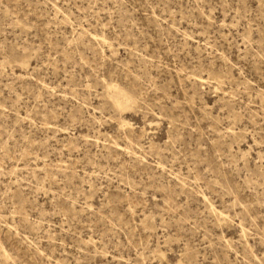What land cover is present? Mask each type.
I'll use <instances>...</instances> for the list:
<instances>
[{
	"label": "rangeland",
	"instance_id": "rangeland-1",
	"mask_svg": "<svg viewBox=\"0 0 264 264\" xmlns=\"http://www.w3.org/2000/svg\"><path fill=\"white\" fill-rule=\"evenodd\" d=\"M0 264H264V0H0Z\"/></svg>",
	"mask_w": 264,
	"mask_h": 264
},
{
	"label": "bare ground",
	"instance_id": "bare-ground-1",
	"mask_svg": "<svg viewBox=\"0 0 264 264\" xmlns=\"http://www.w3.org/2000/svg\"><path fill=\"white\" fill-rule=\"evenodd\" d=\"M116 95H117V100L115 101L116 106H122L123 102L121 101V99L124 98L123 93L121 91H118Z\"/></svg>",
	"mask_w": 264,
	"mask_h": 264
}]
</instances>
